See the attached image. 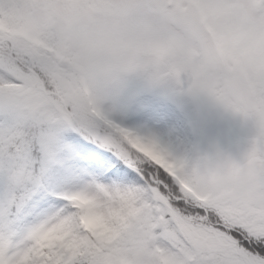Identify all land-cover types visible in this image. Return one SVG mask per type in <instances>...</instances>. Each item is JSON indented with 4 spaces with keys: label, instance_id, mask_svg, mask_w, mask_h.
Wrapping results in <instances>:
<instances>
[{
    "label": "snow or ice",
    "instance_id": "1",
    "mask_svg": "<svg viewBox=\"0 0 264 264\" xmlns=\"http://www.w3.org/2000/svg\"><path fill=\"white\" fill-rule=\"evenodd\" d=\"M140 69L250 119L244 157L107 120ZM0 264H264V0H0Z\"/></svg>",
    "mask_w": 264,
    "mask_h": 264
},
{
    "label": "rangeland",
    "instance_id": "2",
    "mask_svg": "<svg viewBox=\"0 0 264 264\" xmlns=\"http://www.w3.org/2000/svg\"><path fill=\"white\" fill-rule=\"evenodd\" d=\"M103 116L157 139L190 168L205 161L240 160L255 137L253 122L206 93L192 90L185 77L154 80L151 70L101 75L93 86Z\"/></svg>",
    "mask_w": 264,
    "mask_h": 264
},
{
    "label": "trees",
    "instance_id": "3",
    "mask_svg": "<svg viewBox=\"0 0 264 264\" xmlns=\"http://www.w3.org/2000/svg\"><path fill=\"white\" fill-rule=\"evenodd\" d=\"M94 94V93H93ZM97 104V106H98V108H99V110H100V112L102 113V109H104V105L103 104H100V103H96ZM100 107H103L102 109H100ZM104 113H102V115H103ZM112 116H114V115H108V116H106L105 115V118L107 119V120H109V121H111V122H113V123H115L112 119H114V117H112ZM116 124V123H115ZM117 125H119V124H117ZM119 126H121V127H123V128H127V129H129V126H127V125H119ZM129 130H132V129H129ZM133 131V130H132Z\"/></svg>",
    "mask_w": 264,
    "mask_h": 264
},
{
    "label": "flooded vegetation",
    "instance_id": "4",
    "mask_svg": "<svg viewBox=\"0 0 264 264\" xmlns=\"http://www.w3.org/2000/svg\"><path fill=\"white\" fill-rule=\"evenodd\" d=\"M184 77H185V79H186L187 83H189V84H190L188 77H187V76H184Z\"/></svg>",
    "mask_w": 264,
    "mask_h": 264
},
{
    "label": "clouds",
    "instance_id": "5",
    "mask_svg": "<svg viewBox=\"0 0 264 264\" xmlns=\"http://www.w3.org/2000/svg\"><path fill=\"white\" fill-rule=\"evenodd\" d=\"M133 259H136V257H132ZM149 259L151 258L150 256L148 257ZM161 259V261L163 260V258L161 257L160 258Z\"/></svg>",
    "mask_w": 264,
    "mask_h": 264
}]
</instances>
